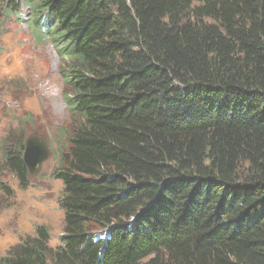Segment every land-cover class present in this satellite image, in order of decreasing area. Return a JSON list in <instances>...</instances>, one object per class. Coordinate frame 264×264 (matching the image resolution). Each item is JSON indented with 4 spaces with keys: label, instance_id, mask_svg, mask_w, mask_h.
Segmentation results:
<instances>
[{
    "label": "trees",
    "instance_id": "trees-1",
    "mask_svg": "<svg viewBox=\"0 0 264 264\" xmlns=\"http://www.w3.org/2000/svg\"><path fill=\"white\" fill-rule=\"evenodd\" d=\"M2 9L59 47L77 126L53 172L60 243L40 225L0 264H264V0ZM8 140L26 188V138Z\"/></svg>",
    "mask_w": 264,
    "mask_h": 264
},
{
    "label": "rangeland",
    "instance_id": "rangeland-1",
    "mask_svg": "<svg viewBox=\"0 0 264 264\" xmlns=\"http://www.w3.org/2000/svg\"><path fill=\"white\" fill-rule=\"evenodd\" d=\"M27 8H23L25 11ZM0 12V257L10 246L40 225L51 233L50 245L60 243L64 211L59 205L63 183L53 175L60 165L59 156L68 151L77 126L66 102V62L50 37L36 39L29 21L18 15ZM34 132L48 139L50 157L24 188L3 165L8 138H27ZM8 185L13 194L6 197L1 187ZM94 227V226H93ZM99 235L102 230L94 227Z\"/></svg>",
    "mask_w": 264,
    "mask_h": 264
},
{
    "label": "water",
    "instance_id": "water-1",
    "mask_svg": "<svg viewBox=\"0 0 264 264\" xmlns=\"http://www.w3.org/2000/svg\"><path fill=\"white\" fill-rule=\"evenodd\" d=\"M50 155L48 139L43 133L34 132L26 138L23 158L31 176H36L41 171L43 162Z\"/></svg>",
    "mask_w": 264,
    "mask_h": 264
}]
</instances>
